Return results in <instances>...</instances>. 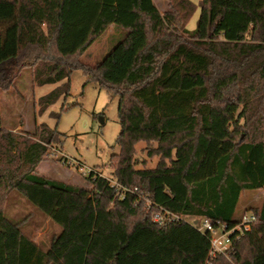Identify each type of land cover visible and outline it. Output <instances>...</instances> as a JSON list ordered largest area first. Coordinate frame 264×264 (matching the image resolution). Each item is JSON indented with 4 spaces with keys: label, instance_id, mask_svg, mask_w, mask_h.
Here are the masks:
<instances>
[{
    "label": "trees",
    "instance_id": "trees-1",
    "mask_svg": "<svg viewBox=\"0 0 264 264\" xmlns=\"http://www.w3.org/2000/svg\"><path fill=\"white\" fill-rule=\"evenodd\" d=\"M167 1L161 12L155 0H0V94L31 68L35 84L61 83L42 112L82 69L119 97L121 128L111 176L92 169L89 189L37 171L60 130L43 122L18 141L0 127V264H264V196L239 210L243 192L264 190V0H200L194 29L196 4ZM112 24L121 39L81 62ZM140 141L155 167L137 166ZM12 190L61 226L46 249L7 216ZM158 212L256 221L212 257L209 233Z\"/></svg>",
    "mask_w": 264,
    "mask_h": 264
},
{
    "label": "rangeland",
    "instance_id": "rangeland-1",
    "mask_svg": "<svg viewBox=\"0 0 264 264\" xmlns=\"http://www.w3.org/2000/svg\"><path fill=\"white\" fill-rule=\"evenodd\" d=\"M155 1L161 12L168 10L167 0ZM192 1L196 4V10L187 23L189 29L196 27L200 17V0ZM125 32L123 28L110 25L78 58L86 65H95ZM69 81L70 94L61 96L58 102L40 112V97L61 83L39 86L33 81L32 69L25 68L12 87L1 91L0 127L12 131L18 141L32 138L43 122L60 130L61 142L48 145L49 150L37 169L38 173L90 189L92 187L87 176L92 169L106 177L111 176L109 158L119 150L116 139L121 131L117 112L119 97L112 96L107 88L94 81L88 82L82 69L73 70ZM74 102L77 104L73 107L61 110L64 104ZM147 147L148 144L144 141L136 145L135 158L139 162V168L155 167L159 161L157 155L148 156ZM263 196L264 190L243 192L239 210H246ZM5 212L12 221L22 220L21 228L24 233L41 243L45 249L49 247L52 237L61 232V226L15 190L8 195Z\"/></svg>",
    "mask_w": 264,
    "mask_h": 264
},
{
    "label": "built area",
    "instance_id": "built-area-1",
    "mask_svg": "<svg viewBox=\"0 0 264 264\" xmlns=\"http://www.w3.org/2000/svg\"><path fill=\"white\" fill-rule=\"evenodd\" d=\"M184 218L188 222L193 223L201 232L209 233L211 238V250L210 254L212 257L216 256L217 253H223L227 250L236 240L240 239L241 234L244 231H248L252 228L255 223L256 215L253 213H245L238 223L230 226L226 222H214L209 217H179L171 213L158 212L153 216L154 221L161 223Z\"/></svg>",
    "mask_w": 264,
    "mask_h": 264
}]
</instances>
